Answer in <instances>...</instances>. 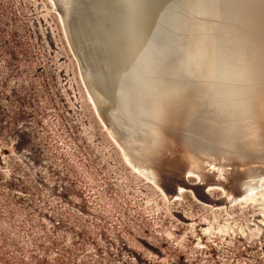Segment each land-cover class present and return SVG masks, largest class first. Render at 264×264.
Returning <instances> with one entry per match:
<instances>
[{
    "label": "rangeland",
    "instance_id": "rangeland-1",
    "mask_svg": "<svg viewBox=\"0 0 264 264\" xmlns=\"http://www.w3.org/2000/svg\"><path fill=\"white\" fill-rule=\"evenodd\" d=\"M80 80L50 0H0V264L36 243L57 257L50 239L93 256L99 245L91 264H224L240 241L264 249V186L231 206L167 200L124 162Z\"/></svg>",
    "mask_w": 264,
    "mask_h": 264
},
{
    "label": "bare ground",
    "instance_id": "bare-ground-1",
    "mask_svg": "<svg viewBox=\"0 0 264 264\" xmlns=\"http://www.w3.org/2000/svg\"><path fill=\"white\" fill-rule=\"evenodd\" d=\"M88 1L50 0L93 111L124 162L167 200L188 191L221 207L257 193L264 186V0H170L174 28H182L184 12L193 28L194 74L178 64L187 36L178 32L155 61L159 81L151 88L129 68L137 51L123 61L111 41L103 0ZM81 14L99 16L100 32L75 43ZM96 49L108 60L103 66L99 58L102 70L114 75L113 100L100 89ZM164 104L166 115L154 110Z\"/></svg>",
    "mask_w": 264,
    "mask_h": 264
},
{
    "label": "water",
    "instance_id": "water-1",
    "mask_svg": "<svg viewBox=\"0 0 264 264\" xmlns=\"http://www.w3.org/2000/svg\"><path fill=\"white\" fill-rule=\"evenodd\" d=\"M169 1L170 0H103L102 3L104 6V17L109 16L107 17L108 19L106 18V24L108 25L109 33H111L109 36L111 37V41H113L114 46L118 48L123 61L125 58L128 59L131 52L134 53V51H137V60H133L132 62L128 61V65L131 70L134 68L137 73L135 81L138 80L137 82L142 83L146 88L154 87L156 81H159V77H157L159 74L155 70L158 63L155 64V61L156 59H160L159 53L161 50L162 53L168 45L169 48H171L170 43L178 32H181V35L183 36L187 33L186 38L183 37V41L185 38L184 52L186 54L184 58H181L180 54L178 55V64L179 66L180 64H184L186 65V68L189 65L187 69L194 74L195 59L191 48L193 28L191 27L190 19L184 12V17L181 15L182 28L175 29L172 25L170 16L172 3ZM88 2H90V0ZM82 3L85 12V3ZM81 15L84 16V20L80 19L78 20V25L76 24L78 29L75 33L76 37H73L75 43H78L77 37L80 40L85 38L88 39L89 36L96 35V37H98L100 32L101 24L99 16H96L95 18L92 16L91 19H87L88 17L86 18L85 14ZM187 44H190L189 48L186 46ZM98 49H96V53L93 52L91 60H93L94 63L96 62V71L100 80V89L113 100V94L116 92V85L111 80L114 79V75H110L105 67L104 71L106 72L102 70L103 68L100 65L102 60H99V58L101 57L100 59H103V66L106 64L105 61L108 62V60L100 54ZM145 49L149 50L148 54L150 53V58L147 60L143 56ZM95 54H98V57H96ZM178 57L176 60H178ZM148 62L151 68L149 66L148 70L146 69L143 71V64L147 65ZM91 65L94 68L93 63H91ZM111 67L112 66L110 65V68ZM126 71H129V69ZM192 77L194 79V76ZM153 97L155 98L154 92L152 93V98ZM164 106L165 104L163 106L158 105L154 110L162 111ZM163 111L162 114L165 113L166 115L164 109ZM236 201L238 200L231 201V203Z\"/></svg>",
    "mask_w": 264,
    "mask_h": 264
},
{
    "label": "trees",
    "instance_id": "trees-1",
    "mask_svg": "<svg viewBox=\"0 0 264 264\" xmlns=\"http://www.w3.org/2000/svg\"><path fill=\"white\" fill-rule=\"evenodd\" d=\"M81 240L86 242L85 235H81ZM4 242L6 243L7 240L4 239ZM50 245H56L58 249V256L55 258H51L50 253V246H46L45 244H37L36 243V249L30 253L29 256L22 257L18 264H51V261H55L56 264H76L75 262L81 257L82 253L80 251H84L82 257H86L87 264H91V261H97L96 258L101 257L103 254V250L99 247V245L94 244V248L96 249L97 253L95 256L93 255H86L88 252L85 251L83 248L80 247H74L69 248L65 247L64 245L60 243H56L52 241L51 239L48 240ZM142 246L147 249L148 251L158 255L162 256L163 247L158 245H153L151 242H149L146 239H142L141 241ZM242 243V247L236 246L233 248L232 254H226L224 264H264V249L254 242H245L240 241ZM76 243H74L75 245ZM164 248H167V245L164 246ZM230 249V248H229ZM90 258V259H89ZM27 259L30 260V262L26 261ZM81 259V258H80ZM84 259V258H83ZM98 262V261H97ZM100 263V262H99ZM111 264V263H108ZM217 264H221L217 262Z\"/></svg>",
    "mask_w": 264,
    "mask_h": 264
}]
</instances>
